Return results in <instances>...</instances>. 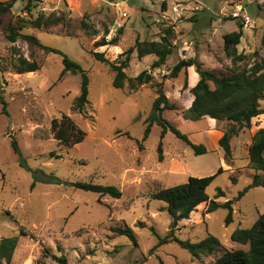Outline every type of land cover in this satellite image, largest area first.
Returning a JSON list of instances; mask_svg holds the SVG:
<instances>
[{"label":"rangeland","instance_id":"374dc122","mask_svg":"<svg viewBox=\"0 0 264 264\" xmlns=\"http://www.w3.org/2000/svg\"><path fill=\"white\" fill-rule=\"evenodd\" d=\"M259 1L39 0L31 17H37L39 12H68L73 22L68 30L74 37L66 36L65 28L60 27L23 28L20 33L33 35L43 45L61 51L86 72L89 95L82 110L74 109L81 77L69 73L61 77L60 55L29 47L21 38L15 43L6 40L7 24L17 17H28L24 10L27 0H16L9 13L0 15V86L7 103L6 113L0 103V238L19 236L20 228L28 234L19 236L9 264H59L52 255L64 256L66 264H211L221 252L196 259L176 242L159 244L150 228L164 238L171 217L166 204L151 196L162 188L185 183L190 176L213 175L220 167L224 172L207 187L206 194L210 201H233L232 222L225 224L224 208L207 214L205 202L188 220L177 224L175 236L197 243L210 234L220 241L223 249L248 248L233 242L231 234L239 228L249 229L264 213V187L249 189L238 201L235 198L252 183L255 175L264 181L263 172L248 168V147L256 131L264 129L261 128L264 120L252 119L251 128L234 138L231 160L223 159L222 163L216 139L208 141L206 134L211 133L212 127L224 131L228 123L209 118L184 121L181 112L192 99L190 73L182 69L177 77H172L171 72L180 61L194 59L218 76L230 73L234 66L223 52L222 36L243 23L241 18L231 16L238 4L250 22L243 23V36L237 47L246 59L237 66L249 69L258 62L264 57V4H258ZM175 5L182 6L180 15L172 13ZM84 14L99 30L98 36L91 37L74 24ZM167 27L172 29L173 53L165 66L152 70L150 66L156 58L152 55L138 58L134 51L125 72L133 78L148 71L154 82H162L163 93L178 105L176 110H165L163 118L192 143L207 146L202 155H195L170 131L161 139V127L157 125L152 126L144 140V121L152 109L156 88L150 84L136 91H130L127 85L123 89L113 87L109 68L89 54L105 29L106 40L121 30L118 43L94 51L104 52L110 61L119 62L136 40L159 41ZM19 55L36 61L39 70L16 73L14 65ZM259 105L264 109V99ZM38 111L43 115L40 122L35 115ZM63 115L83 131L82 142L66 146L52 134L47 140L33 136L37 127L50 130L52 119L59 121ZM12 140L17 143L20 155L14 153ZM160 142L162 160L157 151ZM231 177L237 179L236 184L231 183ZM51 179H59L61 183ZM74 182L115 186L122 196L114 199L75 189L70 186ZM218 190L223 196L217 197ZM114 227L131 228L136 245L127 236L114 233L111 230Z\"/></svg>","mask_w":264,"mask_h":264},{"label":"trees","instance_id":"16d2710c","mask_svg":"<svg viewBox=\"0 0 264 264\" xmlns=\"http://www.w3.org/2000/svg\"><path fill=\"white\" fill-rule=\"evenodd\" d=\"M16 0L0 1V15L9 13L14 6ZM111 2L125 0H109ZM39 0H27L24 5V10L28 13V17H17L14 21L7 24L5 29V38L10 43H15L19 38L24 40L29 47H36L45 53L58 54L61 56L63 70L61 77L69 73L72 75L79 74L81 77L80 94L74 101V109L82 110L88 103L89 95V78L81 66L71 60L61 51L43 45L35 36L21 34L23 28H32L37 30H48L52 27L65 28L66 36L74 37V33L68 30L71 23V18L68 12L60 11L44 14L39 12L37 17H31V11L36 7ZM234 19V18H233ZM228 20V19H225ZM79 30L84 31L87 35L95 37L99 35V30L90 22L87 14H84L76 23ZM118 34L110 40H106L108 30L105 29L103 36L95 41L92 45L93 50L89 51L91 58L101 64L106 65L109 71L113 74L112 85L115 88L123 89L125 85L130 91H136L141 86L150 84L156 88V97L153 100L152 109L145 119L146 128L144 131V140L150 134L153 125L161 127L160 138L170 131L176 138L182 140L188 145L195 155H202L207 152V149L202 144H194L186 134L181 133L170 122L163 118L162 113L165 110H176L178 105L172 103L163 93L162 82H154L152 74L148 71H142L137 76L128 77L125 70L129 65L130 55L135 51L138 58H144L152 55L156 59L152 62L150 68L160 69L165 66L167 58L173 53L170 36L172 33L171 27H167L164 35L159 41H138L136 40L133 47L129 48L124 54L125 58L122 61H110L106 58L104 52H96L94 49L107 45H116L118 43ZM243 36V23L237 24V30L226 33L222 36L223 52L226 57L230 58L234 68H231L230 73L226 76H218L211 70L204 69L200 63L194 59L180 61L177 63L171 72L172 77H177L182 69L194 67L198 75V81L193 87L189 88V93L192 96L190 105L181 112L184 121L195 122L204 118L215 120L216 122L225 121L228 127L221 131L223 134L218 140V148L222 152V159L225 162L232 158L231 141L238 134L251 128L253 118L264 114V109L259 105V102L264 99V57L254 63L249 69L239 68L238 62H243L246 57L239 53L237 47ZM16 52V51H15ZM15 72L18 74L34 73L39 70V65L34 60H28L23 56L17 57V63L14 65ZM1 72V71H0ZM186 86V85H185ZM0 103L2 112L6 113V101L1 92L0 86ZM37 120H42V113L35 112ZM51 134L59 143L66 146L76 145L84 140L85 134L76 124L66 115L61 116V119L54 118L51 121L50 130L37 127L33 136L37 139L47 140ZM11 147L16 155H20V150L17 143L12 140ZM159 159L162 160V142L158 148ZM248 168L255 172L264 173V129H258L252 136L251 143L248 147ZM224 170L218 168L215 174L197 178L188 177L183 184L162 188L152 194L153 200L162 201L166 204V210L171 217L169 232L164 238H160L154 229L151 227V233L159 239V244L176 242L182 249L186 250L193 258L201 256H209L216 252H221L211 264H264V213L260 214L256 221L249 229H236L231 234V240L242 246H248L247 249L226 250L221 246L220 241L212 236L207 235L200 242L192 243L189 241L179 240L174 233V229L181 221L188 220L189 217L203 203L208 202L206 213H211L218 208L227 210L225 224L232 222V203L229 200L224 203H218L209 200L206 189L214 181V179ZM56 184H60L59 179H51ZM232 184L237 183V179L230 178ZM34 184L32 185V187ZM70 186L75 189L83 190L99 194L100 196H109L114 199H119L122 192L115 186L98 185L91 182H74ZM264 187V181L255 175L252 183L243 191L239 192L235 198L240 200L243 195L251 188ZM223 196V192L218 190L217 197ZM118 235H124L136 245L134 232L129 227H114L111 229ZM27 232L20 228L19 236H27ZM19 236L2 237L0 238V264L11 262L14 251L19 242ZM48 251H46L47 253ZM54 261L59 264H66L64 256L58 257L52 255ZM162 264V263H161Z\"/></svg>","mask_w":264,"mask_h":264},{"label":"crops","instance_id":"0c3cea01","mask_svg":"<svg viewBox=\"0 0 264 264\" xmlns=\"http://www.w3.org/2000/svg\"><path fill=\"white\" fill-rule=\"evenodd\" d=\"M0 1H9V0H0ZM163 2H164V0H163ZM203 67V66H202ZM204 68V67H203ZM188 70H189V73H190V77H191V79L189 80V88L190 87H193L195 84H196V82L198 81V75H197V73L195 72V70H194V68L193 67H189V68H187ZM204 69H206V68H204ZM191 101H192V99H191ZM259 118H261V120H264L263 118H264V114H261V115H259L258 116ZM207 124L208 123H206V124H204V128H206V126H207ZM202 127V128H203ZM261 128H264V127H261ZM212 130H211V133L210 134H206V136H207V138H208V141H210L209 139H211V138H215L216 139V141H217V144H218V140L220 139V137L222 136V132L219 130V129H217L216 127H212L211 128ZM233 141H234V139H232V141H231V148L233 149ZM200 142H202V141H200ZM202 145H204L203 143H202ZM205 146V145H204ZM206 147V149H207V146H205ZM219 151V150H218ZM234 156V155H233ZM235 157V156H234ZM233 157V158H234ZM221 161H222V163H223V159L221 158Z\"/></svg>","mask_w":264,"mask_h":264},{"label":"built area","instance_id":"2783aa9c","mask_svg":"<svg viewBox=\"0 0 264 264\" xmlns=\"http://www.w3.org/2000/svg\"><path fill=\"white\" fill-rule=\"evenodd\" d=\"M258 4L262 5L264 4V0H260ZM182 12V6L181 5H175L172 8V13L176 15H180ZM243 10L241 9V5L238 4L233 11H231V16L233 18H241L244 24H248L250 22V17L246 14H242Z\"/></svg>","mask_w":264,"mask_h":264}]
</instances>
